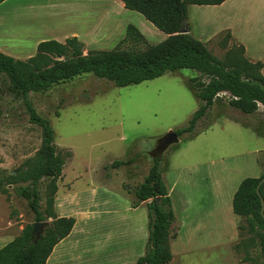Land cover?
Here are the masks:
<instances>
[{
	"label": "rangeland",
	"instance_id": "rangeland-1",
	"mask_svg": "<svg viewBox=\"0 0 264 264\" xmlns=\"http://www.w3.org/2000/svg\"><path fill=\"white\" fill-rule=\"evenodd\" d=\"M252 2L263 11H244L248 18L246 35L252 48L258 44L264 47V0ZM73 9L81 11L75 14L78 25L71 20L60 21L53 26L56 32L35 38L30 35L19 42L24 46L20 52L24 53L6 51L13 57L26 59L36 53L34 43L38 38L62 41L58 38L73 32L84 42L85 52L111 50L125 37L130 23L152 44L166 37L141 13L125 8L117 0H6L0 5V19L10 21L15 13L25 15L27 11L57 13ZM229 13L234 15L238 25L239 11H228L227 16ZM227 16L225 11L211 5L188 7L192 35L205 42L219 59L237 42L231 38L229 46L224 48L220 41L227 31L212 33L228 24ZM5 35L4 38L11 37ZM237 35L240 36L238 28ZM0 49L5 50L1 46ZM199 75L197 70L183 68L139 84L119 87L112 81L86 73L61 81L48 91L31 92L30 99L38 112L51 120L58 151L66 159L57 182L58 201L76 195L79 200L97 199L99 203L108 196L109 201L117 205L119 215L135 216L147 225L146 203L150 200L135 208L134 202H138L135 190L148 175L157 150L165 144L163 138L170 131L188 125L197 111L200 100L189 81ZM229 98V93H222L207 116L199 120L195 131L180 136V142L167 144L168 150L163 153L162 173L167 182L170 177L180 175L179 181L183 183L180 185L186 187L191 200L204 198L212 203L216 196L219 197L216 206L221 209L220 215L217 212L218 223L213 228L210 224L206 226L216 228V235L209 239L204 235L192 238L188 242L192 245L182 246L169 264H264V251L252 235L245 231L234 241L218 231L220 220L225 221L224 230L231 236L235 217L238 226L246 224L234 214L232 199L227 206L229 196L234 195L244 178L264 174V138L254 130L263 119L260 114L246 115L235 110L229 105ZM258 132L264 134V126ZM41 143V127L30 122L23 98L11 88L7 76H0V168L15 174L37 154ZM119 160L123 164L113 165ZM47 182L39 183L43 211ZM28 184L19 182L8 187L9 193L0 191V233L8 238L17 237L27 224L35 221L28 201L14 191L16 186ZM242 241L251 242L248 254L244 247H237Z\"/></svg>",
	"mask_w": 264,
	"mask_h": 264
},
{
	"label": "trees",
	"instance_id": "trees-1",
	"mask_svg": "<svg viewBox=\"0 0 264 264\" xmlns=\"http://www.w3.org/2000/svg\"><path fill=\"white\" fill-rule=\"evenodd\" d=\"M5 0H0V4ZM127 9L141 13L146 20L167 34L162 42L152 44L134 24L130 23L126 35L116 48L85 52L84 42L78 36L64 41L49 39L41 41L35 55L20 59L0 51V76L6 75L11 88L22 98L30 122L42 129V143L37 154L26 161L13 174L0 168V191L9 193V186L28 201L35 214V221L27 224L12 241L0 248V264H47L54 247L67 237L76 222L74 217L59 216L55 209L58 180L63 174L65 157L58 151L55 131L51 120L41 115L30 99L31 92L48 91L55 84L92 73L112 81L119 87L139 84L183 68L197 70L200 75L189 81V86L200 100V106L190 118L188 125L177 129L178 136L195 131L198 121L207 115L222 93H229V105L249 115L264 116L263 63L246 56L245 46L233 42L223 59L213 55L206 43L194 37L188 20V7L192 4L219 5L225 0H119ZM185 31V32H184ZM229 31L220 43L224 48L230 44ZM63 57V59H60ZM165 148V149H164ZM167 144L157 150L154 164L145 180L136 188V204L144 201L148 209L149 238L146 252L138 258L139 264H169L173 258L171 240L176 237L173 224L175 212L171 196L162 177L163 153ZM123 164L114 161L113 165ZM25 167V169H24ZM244 178L233 197V211L246 224L239 225V235L247 232L259 241L264 251V199L262 177ZM46 185V209H41L43 196L39 183ZM260 184L259 195L257 189ZM49 221L38 239L33 236L38 221ZM251 242L237 245L246 253ZM248 254V253H247Z\"/></svg>",
	"mask_w": 264,
	"mask_h": 264
},
{
	"label": "crops",
	"instance_id": "crops-1",
	"mask_svg": "<svg viewBox=\"0 0 264 264\" xmlns=\"http://www.w3.org/2000/svg\"><path fill=\"white\" fill-rule=\"evenodd\" d=\"M117 1L121 2L119 0ZM211 6L216 7V9L225 11L226 16L228 11H239L238 25L234 21V15L232 13H229L226 17L228 24L220 26L218 29H216L215 32L212 33L217 34L221 31H229L233 39L245 46L246 56L248 58L253 61H261L263 63L262 73L264 74V47L258 44L256 48H252V46L250 45L251 42L248 41L246 35L248 34V18L244 13V11L263 10L260 9L258 5L254 4L252 0H225L222 4ZM66 21L70 20H64V23ZM237 28L239 29L240 36L237 35ZM51 31L56 32V29L54 27H51L49 28V32H44V30L35 32L33 34H28L26 38H29L30 35L32 36V38H35L39 35H48L51 33ZM69 35L76 36L77 34L75 32L71 34L67 33L58 39H62V41H64ZM167 36L168 35L166 34L165 39L167 38ZM236 36H238L239 38H237ZM43 40H45V38H38L34 43V49H37L38 44ZM163 40H161L160 42H162ZM21 41L22 40H19V42ZM19 42L11 44H3L0 42V46L5 49H0V51L6 54L12 51H14L13 53L15 54H22L24 52H20V48H23L24 46L19 44ZM6 50L12 51L8 52ZM260 116L264 120V116ZM263 120L259 122V126H256L254 130L259 136L264 138V134L258 132L259 129H263ZM179 177L180 175L176 176L175 178L170 177V182H167V180L163 177V180L171 196L172 206L176 217L173 224L174 232H176V237L171 240V251L173 256L177 254L176 252L180 250L182 246L187 244H190L191 246L192 243L188 242L192 241V238L196 239L199 236L203 235L207 239H209L210 237L213 238L216 235V228H212L219 221L217 212L219 213V215L221 214L220 207L216 206L219 197L216 198L215 196L212 203H208L204 198L200 200L194 198L193 200H191V195L188 193V190L185 189L186 187L184 185H180L183 183H180ZM96 194L97 192L95 193V195ZM233 197L234 195L232 196L231 194L227 203V206L229 207L232 199V209ZM77 198L78 197H76V195L65 196L61 202L60 200L58 201V196L55 198V209L56 212H58L57 214L62 217H74L76 219V222L71 233L54 247L51 255L47 260V264H139L138 258L143 256L147 249L149 238V220L148 224L146 225V223L144 224V222L142 223V221H138L137 217L135 216L130 217L119 215L117 205L113 202H110L108 196H105V199H103V201L99 203L97 199L84 201ZM142 204L143 202L139 205L134 202V207L137 208ZM98 207L103 208V210H97ZM225 207L226 205L224 206V208ZM235 215L239 216L237 214ZM220 222L221 224L220 228H218V231L227 234L229 236V239H235L234 241H236L239 236V222L237 221L236 217L232 220L231 224L233 237L226 233V231L224 230L225 221L220 220ZM209 224L212 226L211 229L206 227ZM234 228H236V231ZM13 239L14 238H8L6 235H2L0 233V248L5 246Z\"/></svg>",
	"mask_w": 264,
	"mask_h": 264
},
{
	"label": "bare ground",
	"instance_id": "bare-ground-1",
	"mask_svg": "<svg viewBox=\"0 0 264 264\" xmlns=\"http://www.w3.org/2000/svg\"><path fill=\"white\" fill-rule=\"evenodd\" d=\"M55 12L56 11H27L25 15H22L21 13H15L16 15H14V17L10 21L2 22V20L0 19V42L3 44L16 43L19 42V40H23V38H26L30 33L33 34L35 32H40L43 30L44 32H49V28L53 27L63 20H71L72 22L77 24L79 20L75 16V14H78L81 11L78 12L73 9V11H57V13ZM35 28L37 30L34 31ZM5 34L10 35L11 37L4 38V36H6Z\"/></svg>",
	"mask_w": 264,
	"mask_h": 264
},
{
	"label": "water",
	"instance_id": "water-1",
	"mask_svg": "<svg viewBox=\"0 0 264 264\" xmlns=\"http://www.w3.org/2000/svg\"><path fill=\"white\" fill-rule=\"evenodd\" d=\"M185 32V31H184ZM60 59H63V57H60ZM179 141V136L177 134L176 131H170L164 138H163V143L165 144H170V143H174V142H178ZM264 182V176L261 179V183ZM260 184L258 185V193L261 196L260 193ZM261 202H262V212L264 211V199L261 196ZM49 221H38L35 223L34 225V229H33V236L36 237V239L39 238V236L43 233L44 228L48 225Z\"/></svg>",
	"mask_w": 264,
	"mask_h": 264
}]
</instances>
